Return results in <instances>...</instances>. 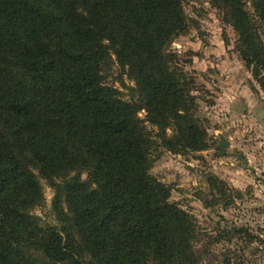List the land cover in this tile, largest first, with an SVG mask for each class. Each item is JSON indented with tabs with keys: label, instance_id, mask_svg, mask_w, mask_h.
<instances>
[{
	"label": "trees",
	"instance_id": "16d2710c",
	"mask_svg": "<svg viewBox=\"0 0 264 264\" xmlns=\"http://www.w3.org/2000/svg\"><path fill=\"white\" fill-rule=\"evenodd\" d=\"M184 1L0 0V264H198L188 216L150 175L160 146L207 149L194 78L167 49ZM213 1L264 72L243 0ZM254 6L264 27V0ZM113 56L135 83L130 100L106 85ZM36 170L55 189L60 228L32 214Z\"/></svg>",
	"mask_w": 264,
	"mask_h": 264
},
{
	"label": "rangeland",
	"instance_id": "374dc122",
	"mask_svg": "<svg viewBox=\"0 0 264 264\" xmlns=\"http://www.w3.org/2000/svg\"><path fill=\"white\" fill-rule=\"evenodd\" d=\"M243 2L264 43L255 0ZM182 12L184 30L167 49L194 78V115L206 130L207 149L173 153L160 146L150 175L167 189L168 202L188 216L198 264H264V72L246 64L237 33L213 0H185ZM111 58L103 73L106 85L130 100L135 83ZM145 116V110L139 114ZM221 137L229 142L224 156L219 155ZM34 173L42 198L32 214L43 226L60 228L55 189ZM35 261L54 264L43 255Z\"/></svg>",
	"mask_w": 264,
	"mask_h": 264
},
{
	"label": "water",
	"instance_id": "95a60500",
	"mask_svg": "<svg viewBox=\"0 0 264 264\" xmlns=\"http://www.w3.org/2000/svg\"><path fill=\"white\" fill-rule=\"evenodd\" d=\"M229 146V142L225 137H221V142H220V156H224L226 153V148Z\"/></svg>",
	"mask_w": 264,
	"mask_h": 264
}]
</instances>
